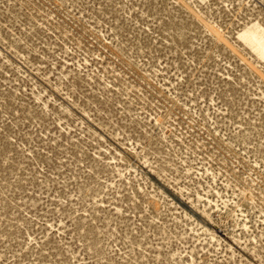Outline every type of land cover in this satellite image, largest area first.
I'll list each match as a JSON object with an SVG mask.
<instances>
[{
    "label": "rangeland",
    "instance_id": "374dc122",
    "mask_svg": "<svg viewBox=\"0 0 264 264\" xmlns=\"http://www.w3.org/2000/svg\"><path fill=\"white\" fill-rule=\"evenodd\" d=\"M0 264H264V0H0Z\"/></svg>",
    "mask_w": 264,
    "mask_h": 264
}]
</instances>
